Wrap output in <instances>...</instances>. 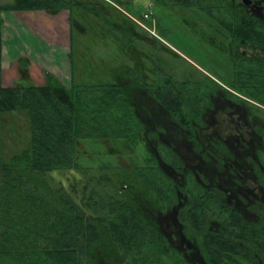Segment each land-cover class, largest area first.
Listing matches in <instances>:
<instances>
[{"label":"flooded vegetation","instance_id":"obj_1","mask_svg":"<svg viewBox=\"0 0 264 264\" xmlns=\"http://www.w3.org/2000/svg\"><path fill=\"white\" fill-rule=\"evenodd\" d=\"M147 1L138 16L122 11L130 22L101 13V39L119 49L113 78L98 58L94 83L78 84L117 88L133 129L115 139L144 151L137 164L72 168L130 207L102 211L95 262L102 253L106 264H264V0ZM122 215L131 227L107 221ZM129 229L147 240L117 236Z\"/></svg>","mask_w":264,"mask_h":264},{"label":"trees","instance_id":"obj_2","mask_svg":"<svg viewBox=\"0 0 264 264\" xmlns=\"http://www.w3.org/2000/svg\"><path fill=\"white\" fill-rule=\"evenodd\" d=\"M3 10L52 14L68 10L72 29L78 22L72 15L76 10L105 19L95 3L11 0L0 4V112L28 109L32 136L30 151L16 155L9 164H0V264H96L94 251L107 239L100 228L102 211L130 207L116 201L104 204L92 178L65 186L56 184L51 172L77 167L80 139L129 138L132 112L121 104L117 88H84L77 83L65 88L49 73L43 86H4ZM71 67L72 73V59ZM116 218L133 225L126 215L111 216L107 221L116 224ZM117 236L128 243L147 240L140 230H124Z\"/></svg>","mask_w":264,"mask_h":264},{"label":"rangeland","instance_id":"obj_3","mask_svg":"<svg viewBox=\"0 0 264 264\" xmlns=\"http://www.w3.org/2000/svg\"><path fill=\"white\" fill-rule=\"evenodd\" d=\"M3 2H10L11 0H2ZM76 2L95 3L100 12L110 20L118 23L124 21L130 22L128 17L122 13L126 11L132 15L138 16L147 8V0H135L132 3H124L120 0H74ZM166 14V13H165ZM75 19H77L76 27L72 30L71 45V59L73 61V72L71 74L70 87L74 84L94 83V79L97 78V73L93 69L98 64V58L104 59L106 67H104L103 79L105 81H111L113 76L109 73L110 65L115 66L116 61H110L113 59V54L118 53L119 49L116 44H112L110 39L102 40L101 37L107 26L103 25L101 20L94 18L90 14L84 13V11L76 10L72 13ZM162 16L161 25L171 26L170 23L176 20L174 15H164L163 11L159 12ZM125 23V22H124ZM116 36V34L114 33ZM119 35V34H117ZM108 37V36H107ZM70 43L68 48H70ZM107 43V44H106ZM144 48L145 44H141ZM120 62H123L122 56H117ZM90 61L88 75H86L84 69V62ZM20 64V63H19ZM94 65V66H93ZM34 66V65H33ZM116 67H119L117 65ZM16 71V69H15ZM21 70L19 69V80L21 78ZM44 75V71L42 72ZM17 75V74H16ZM34 83L42 84L40 80L36 79ZM96 75V76H95ZM17 77V76H16ZM9 79V78H7ZM28 85V84H23ZM72 85V86H71ZM67 86V85H66ZM79 151L77 152L78 164L88 167H94L98 165H116L117 161L123 160L131 164H137L142 159L144 153L142 147H134L124 144L122 139H110L107 141L94 140V139H80L78 142ZM32 146V136L30 128V112L28 109H16L0 112V164H9L16 155H21L25 151H30ZM134 149V150H133ZM77 170L69 169L64 171H52L51 175L54 177L55 183L58 182L68 186L69 183L79 182L83 179L79 174H75ZM89 174H93L89 171ZM109 190V189H107ZM100 192V190H98ZM96 194L99 195L101 193ZM108 192V191H107ZM103 203H107L103 200ZM105 255L99 253V261L101 264H106L107 261L103 258ZM106 258V257H105Z\"/></svg>","mask_w":264,"mask_h":264},{"label":"crops","instance_id":"obj_4","mask_svg":"<svg viewBox=\"0 0 264 264\" xmlns=\"http://www.w3.org/2000/svg\"><path fill=\"white\" fill-rule=\"evenodd\" d=\"M1 3L6 2L0 0ZM1 23V81L4 86H43L45 75L49 73L63 86L70 87L72 28L68 10L55 14L44 10H3ZM33 72L42 84L33 82Z\"/></svg>","mask_w":264,"mask_h":264}]
</instances>
